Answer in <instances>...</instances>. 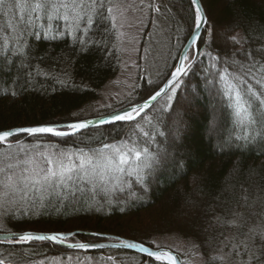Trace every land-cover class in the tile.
<instances>
[{
	"label": "trees",
	"instance_id": "obj_1",
	"mask_svg": "<svg viewBox=\"0 0 264 264\" xmlns=\"http://www.w3.org/2000/svg\"><path fill=\"white\" fill-rule=\"evenodd\" d=\"M148 1L141 52L146 54L157 22L167 28L175 52L153 79L144 71L128 105L163 84L195 26L191 0ZM200 2L207 20L171 96L170 88L133 120L66 136L23 134L8 138L10 144L0 143V151L38 140L42 148L92 155L112 150L104 145L127 142L155 157L152 167L142 170V181L124 165V173L97 180L95 187L74 180L71 189L43 201L30 193L0 215V232L109 234L168 248L182 264L193 254L202 264H264V104L247 91L250 85L264 93V0ZM110 3L116 2L96 0L89 12L93 23L84 17L78 27L60 17L49 21L29 8H0V131L75 121V112L98 97L119 67ZM228 83L241 91L251 121L238 119ZM143 161V155L139 161L133 155L130 164ZM166 236L175 237L178 246L159 240ZM104 239L76 233L66 241ZM127 254L132 264H169L123 249L84 251L46 240L0 241L4 264H39L71 255L129 264L120 257Z\"/></svg>",
	"mask_w": 264,
	"mask_h": 264
},
{
	"label": "snow or ice",
	"instance_id": "obj_2",
	"mask_svg": "<svg viewBox=\"0 0 264 264\" xmlns=\"http://www.w3.org/2000/svg\"><path fill=\"white\" fill-rule=\"evenodd\" d=\"M192 4L197 5L196 7V28L198 29L200 25L206 22V18L203 14L202 8L198 5V0H191ZM96 5V0H34V3L29 4L28 0H16L14 5H7L6 0H0V8L3 7H18L23 12L25 8H29L31 12L38 13L43 12L47 19L50 21L54 17H60L65 22H68L72 27H78V22L84 17L87 18V23L91 25L93 23L92 16L89 14L90 10ZM111 11V9H109ZM36 19H40L39 16ZM31 21V17H30ZM196 42V37H193V43ZM184 60L188 59L185 54ZM185 71L183 65L178 67L173 73V79L179 76ZM221 79L226 77L222 76ZM235 93V109L238 119L241 120H252V113L249 111V105L242 100L241 91L237 88L236 84L228 83L227 85ZM247 91L251 92L261 104H264V93L257 94L253 91L252 87L249 85ZM160 93L157 92L156 95L152 96L151 99L155 100ZM145 103L144 107H147ZM143 111V108L137 109L132 108L130 112H126L123 115L113 116V120H133V113L139 115V112ZM103 122V121H102ZM69 128L76 130L86 127L85 123H73L68 125ZM17 132H26L29 134L35 133H51L55 136H66L68 133L57 131L56 128L51 126H40L16 129ZM13 131H2L0 132V141H5L7 138L13 136ZM105 149L112 148L111 153H104L103 151L97 152L95 154L81 153L78 156V163L73 160L71 155L66 154H54L44 157L43 160H38L36 158H29L22 163L27 165L21 168L19 176L14 180L13 176L9 175L7 177L8 187L12 192L22 193V198H28L29 194L38 197L43 201L46 197L55 194L57 196L61 195L64 189H71L73 187L72 182L74 180H86L94 187L96 186V181H107L109 175L124 173V165H129L131 171L129 175L135 174L138 180L142 181L141 172L144 168H151L155 157L148 152L145 148L143 152L137 150L135 147L127 148V146L113 147L110 145H104ZM134 155V159L139 161L141 156H144V161L142 164H136L132 167L130 164V159ZM116 179L120 177L115 176ZM64 195H67L64 192ZM63 234L57 233L52 235H33L32 233H24L19 236L17 243L31 241V240H51L58 241L61 239ZM6 239L8 237H5ZM127 244V242H124ZM89 245L81 244L79 247H88ZM129 247L135 245L128 244ZM143 251L148 252L149 256H155L157 260L167 259L170 264H177L176 258L170 253L165 252H150L148 249H144L140 246ZM0 264H4L0 261Z\"/></svg>",
	"mask_w": 264,
	"mask_h": 264
},
{
	"label": "rangeland",
	"instance_id": "obj_3",
	"mask_svg": "<svg viewBox=\"0 0 264 264\" xmlns=\"http://www.w3.org/2000/svg\"><path fill=\"white\" fill-rule=\"evenodd\" d=\"M113 1L116 3L109 4V9H111L109 12L116 31V45L119 53L118 71L114 77L103 85L96 99L87 102L83 107L75 112L74 116L75 118L77 117V120L108 114L121 107L127 106L128 102L126 101H128L132 96L139 79L144 76L145 72L153 79L164 68L165 64L170 60L175 52V43H172L167 28L160 25V22H157V24L152 28L153 30L151 38L147 44L146 54L144 55L145 50L141 52L140 41L143 33L146 31V22L148 19V0ZM186 55L188 56V59L185 60V65L189 63L190 49ZM173 93L174 87L169 90V95L171 96ZM3 142L5 144H10L7 140ZM38 143L39 142L37 140L33 144H21L18 149L16 148L17 150L6 149L4 151H0V215H2L8 207H10L13 203H16V201L23 196L22 193L12 192L8 187H6L8 184L7 177L11 175L15 180L19 176L21 168L27 166L24 165L22 161L29 158H36L42 161L44 157L49 155L63 153L71 155L73 160L78 163L77 158L80 155L79 153L67 150H56L47 145H44L42 148L37 145ZM125 145L127 148H130L127 142H123L115 147L123 148ZM111 151L105 153L110 154ZM159 240L172 247L178 246L177 239L173 236H166L160 238ZM120 257L123 263H133V260L128 254L120 255ZM185 262L186 264H202V262H200L194 254L187 258ZM231 262L232 261L230 260L228 263L230 264ZM39 264L111 263L102 260L98 256L81 257L71 255L66 258H51Z\"/></svg>",
	"mask_w": 264,
	"mask_h": 264
},
{
	"label": "water",
	"instance_id": "obj_4",
	"mask_svg": "<svg viewBox=\"0 0 264 264\" xmlns=\"http://www.w3.org/2000/svg\"><path fill=\"white\" fill-rule=\"evenodd\" d=\"M194 5V4H193ZM198 5L202 8L203 14L206 18V14L205 11L202 7V4L200 2V0H198ZM195 10L197 5H194ZM207 20V18H206ZM206 22L202 23L200 25V27L197 29L196 28V23L194 26L193 31L191 32L190 36L188 37V39L186 40V42L184 43V45L182 46L178 58H177V62L175 67L173 68V70L170 72V74L166 77L165 81L163 82V84L154 92L152 93L148 98H146L145 100L136 103V104H132V105H127L124 107H121L111 113L108 114H104V115H100V116H94V117H90V118H85L82 120H75V121H70V122H63V123H56V124H39V125H32V126H22V127H14V128H10V129H6L3 131H13V136H18V135H53L51 133H35V134H29L26 132H17L15 131L16 129H23V128H31V127H40V126H51L56 128L57 131H61V132H66L69 134L78 132L80 130L86 129V128H90V127H94V126H100V125H105V124H110L113 122H118V121H123V120H113L112 117L116 116V115H123L126 112H130L132 108H143V111L139 112V115L142 114L143 112H145L156 100H158L165 92H167V90L174 84L177 82V80L181 77V75L183 73H181L179 76H177L175 79H173V73L176 71V69L178 67H181L183 65V67L186 69V67L188 66L185 65V60L183 59V57L185 56V54H187L188 50L193 48L195 53H196V43L198 41V38L202 32L203 26ZM193 37H196V42L193 43ZM159 92L160 95L157 96V98L155 100H152L151 97L156 95V93ZM145 103H147V107H144ZM136 113L133 114L134 118H136L137 116ZM103 121V122H102ZM73 123H85L86 127L84 128H80V129H76L73 130L71 128L68 127V125L73 124ZM2 132V131H0ZM9 137V138H11ZM8 139V138H7ZM0 143H4L3 141H0ZM24 233H32L33 235H52V234H57V233H45V232H33V231H23V232H0V241H10V240H18L19 236L24 234ZM76 233H82V234H86L88 236H93V237H99V238H112L113 240H100V241H94V242H68L66 241V239L70 236H72L73 234ZM63 236L61 237L60 240L58 241H51V240H46V241H50L54 244L60 245L62 247L65 248H69V249H73V250H84V251H91V250H101V249H107V248H115V249H123V250H127V251H131V252H135L144 256H148V257H152L154 258L155 256H149L148 252L143 251L142 248L140 247L141 245L143 246L144 249H148V251L150 252H165V253H170L172 256H174L176 258L177 264H182L180 259L178 258V256L176 255L175 252L171 251L168 248H153L150 247L146 244H143L141 242L132 240V239H125V238H119L116 236H110L107 234H100V233H91V232H81V231H73V232H68V233H62ZM5 237H8L7 239ZM28 242V241H25ZM124 242H127L124 243ZM84 244V245H89L88 247H79V245ZM128 244H132L135 245L133 247H129ZM165 262H168L170 264V262L167 259H163Z\"/></svg>",
	"mask_w": 264,
	"mask_h": 264
},
{
	"label": "bare ground",
	"instance_id": "obj_5",
	"mask_svg": "<svg viewBox=\"0 0 264 264\" xmlns=\"http://www.w3.org/2000/svg\"><path fill=\"white\" fill-rule=\"evenodd\" d=\"M195 11H196V10H195ZM172 70H173V69H172ZM170 88H171V87H170ZM170 88H169V89H170ZM169 89H168V90H169ZM168 90H167V91H168ZM107 235H109V234H107ZM106 240H109V239H108V238H106ZM9 242H16V240H15V241H14V240H13V241H12V240H10ZM82 242H94V241H82ZM91 251H94V250H91Z\"/></svg>",
	"mask_w": 264,
	"mask_h": 264
}]
</instances>
